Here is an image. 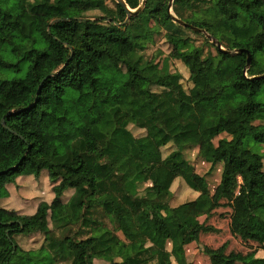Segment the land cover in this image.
Instances as JSON below:
<instances>
[{
    "label": "trees",
    "instance_id": "trees-1",
    "mask_svg": "<svg viewBox=\"0 0 264 264\" xmlns=\"http://www.w3.org/2000/svg\"><path fill=\"white\" fill-rule=\"evenodd\" d=\"M106 1L0 0V69L27 62L22 77L0 79V264H186L184 247L198 242L203 228L197 216L222 201L247 214L239 235L264 251V163L246 145V139L264 144V102L255 101L264 78H252L264 73V0L171 3L177 18L204 29L224 49H248L245 72V53L220 51L203 33L176 23L170 0H145L125 23L116 2L115 18L84 15L104 13ZM125 2L135 9L141 0ZM161 29L170 56L188 69V88L181 73L135 54ZM186 30L215 52L195 46ZM5 49L18 61L6 62ZM180 104L194 111L180 115ZM197 110L208 116L202 120ZM189 137L211 150L204 175L177 144ZM163 148L170 149L159 160L143 159ZM125 158L129 163L119 171ZM219 162L220 182L210 194L206 176ZM41 174L51 184L49 202L40 200L31 213L1 205L18 177ZM176 179L209 202L171 206ZM150 224L162 241L179 243L152 248ZM99 228L105 230L93 235ZM129 244L136 245L131 254ZM225 248L200 250L210 264H264L255 251L227 254Z\"/></svg>",
    "mask_w": 264,
    "mask_h": 264
},
{
    "label": "crops",
    "instance_id": "crops-1",
    "mask_svg": "<svg viewBox=\"0 0 264 264\" xmlns=\"http://www.w3.org/2000/svg\"><path fill=\"white\" fill-rule=\"evenodd\" d=\"M197 113L199 114V117L202 120L208 116V113L202 110H197ZM224 136L226 135L222 134L219 136V138L224 137ZM177 144L183 146L184 154L186 158L193 164L195 171L198 174L204 175L210 166V163L207 161L206 157L211 156V150L207 147V145L203 143H199L197 137L177 139ZM158 155L160 156L158 157V160H159L162 155L160 154ZM147 157H150L152 160L154 156H147ZM263 169H264V166H263ZM221 173H222V163L219 162L215 164L212 172L206 176V181H207L208 190L210 194L213 193L215 187L219 184ZM177 182L180 184V188L179 190H176V191H173L171 188L172 193L176 192V195L179 196L181 195V193L183 194L185 192L188 195H190L191 197L190 200L197 199L202 204H206L209 202V198L207 196L200 195L198 192L191 190L184 183H181V180L179 179H176V183ZM148 184L150 183L148 182ZM8 191H9V196L2 200L1 205L7 208L15 209L16 211L20 213H31L35 210L40 200H45L49 202L52 198L51 184L48 180V177L45 174H41L38 178H34L33 176H30V175L20 176L16 179L15 185H8ZM174 206H177V205H174ZM216 209L217 208L212 210L211 215L209 216H205L204 214H199L197 216V219L203 225V228L201 229L200 235H199L200 241H201V236L203 235V233H206L208 235H211L212 233L219 234L221 228L218 227L216 223L219 222L220 220L219 219L216 220L217 215H213L216 212ZM230 210L231 211H230L229 218L227 219V222L233 225L231 226V229L229 227V232L232 236H236L239 238V240H243L237 231L239 230V227L242 224V222L245 221L247 214L243 210H236V209L235 210L230 209ZM184 216H185L184 213H181V212L177 214V217L179 219H183ZM116 233L119 236V238L124 240L121 232L118 231ZM230 238H231L230 236L227 237V239H230ZM146 240L149 246H152V248L163 247L164 249H167V250H171V248L175 246L176 244H178L180 241L179 238L169 239L165 242L162 241L154 233L153 226L151 224L146 232ZM243 241L247 243L249 242V244L250 242L252 244H255L254 248L248 249V251H246L245 253L241 251H234V250L226 252V249L228 247L227 241H224L220 243L219 245L210 247V248L215 249V248L220 247L222 244L226 243L225 252L227 254L232 251L239 252L241 254H247L251 251H255L257 256L259 257L264 256V251L262 250L261 244L259 242L255 240H250V239L243 240ZM134 244L137 245L138 243H134ZM201 247L203 246L201 245V243H199V241L191 242L185 245L184 254L186 257V264H210L207 256L204 255L202 252H200ZM134 250H135L134 245L129 244L128 254H131L132 252H134ZM172 264H177V263L173 260Z\"/></svg>",
    "mask_w": 264,
    "mask_h": 264
},
{
    "label": "rangeland",
    "instance_id": "rangeland-1",
    "mask_svg": "<svg viewBox=\"0 0 264 264\" xmlns=\"http://www.w3.org/2000/svg\"><path fill=\"white\" fill-rule=\"evenodd\" d=\"M115 2H116L115 0H107L106 6H105L106 9H105L104 13L100 12L98 10H95V11H87L84 13V15L86 17H90V18H97V17L104 14L106 16L115 18L116 17ZM185 34L191 39L192 43L195 46L204 47L205 51L210 50L212 52H215L214 47L211 46L210 43H207L204 40L203 36L198 35V34H194L191 30H186ZM41 48H43V46H41ZM135 54L140 55L142 57V61L152 59V60H154V62L163 63V65L166 64L168 67V70L177 71V72L181 73V75L183 76L182 84L184 85L185 88H188L190 86V81L188 80V76H189L188 69L179 60H176L170 56L171 55V46L169 43L166 42V39L164 36V30L161 29L159 33L155 34L153 42L149 43L145 49H143L141 51H136ZM2 55H3V59L6 62H17L18 61V58L10 55L8 53L7 49H5L3 51ZM26 68H27V62L26 61L20 62V66L18 69L17 68H11L10 69V68H6V67H2L0 69V79L20 78L24 75ZM255 101L264 102V86H263L262 90L258 93V95L255 97ZM177 111L180 115H185L188 112H191L194 110L192 109V107L190 105L180 104L177 106ZM259 117H260L259 119L264 123V114L259 115ZM258 122H260V121H258ZM130 130H132L134 133H136L135 131L137 129L136 128L133 129L131 127ZM246 145L253 152L260 154L262 156L263 163H264V144L254 142L252 139H246ZM169 149L170 148H163L161 150L163 157L166 155V153H167V151H169ZM158 157H160V156L155 155L152 158V160L153 159L157 160ZM143 159L151 160V158L147 157V156H143ZM128 163H129L128 158L120 160V162L118 164V170L119 171L124 170L127 167ZM146 185H150V184L147 183ZM171 188L173 191L179 190L180 184L178 182L176 183V181H175L172 184ZM141 189H140V191H141ZM190 199H191L190 195H188L185 192L183 194L181 193V195H179V196L176 195V192H175V193H172V196L169 199V204L171 206H174V205H178L179 203H182V202L190 200ZM219 206H221V207H219ZM216 208H217L216 212L213 215H217L216 220H218V219L220 220L219 222L216 223V225L221 228L220 232H219V234L212 233L211 235L203 233V235L201 236V241L199 240V243H201L202 246L214 247V246H217L224 241H227L228 247L226 249V252L234 250V251H241V252L245 253L246 251H248V249L254 248L255 244H252L251 242L249 244V242L247 243L243 240H239L238 237L232 236L229 232V227L231 229V226L233 224H229L227 222V219L229 218V215H230V211H231L230 209H232V210L236 209L234 207V205L232 203L222 201ZM211 212L209 215H211ZM107 224L109 225L108 222H107ZM76 229H77V225L73 226L72 227V233ZM104 230H105V228L94 229L93 235H95V236L99 235ZM237 232L239 234V230ZM228 236H230L231 238L227 239ZM19 237L20 238H18V239L20 240V242H22V244L25 245L26 238H24L22 236H19ZM23 241H24V243H23ZM135 247L136 246L134 245V248ZM200 252H201V250H200ZM98 261H99L98 259H94L93 264H105L101 261L100 262H98ZM64 264H68V263H64Z\"/></svg>",
    "mask_w": 264,
    "mask_h": 264
},
{
    "label": "water",
    "instance_id": "water-1",
    "mask_svg": "<svg viewBox=\"0 0 264 264\" xmlns=\"http://www.w3.org/2000/svg\"><path fill=\"white\" fill-rule=\"evenodd\" d=\"M117 4H119L125 11L126 13V19L122 22V23H125L130 16H135L136 14L139 13V11L141 9H143L144 7V4H145V0H141L140 4L135 8V9H131L125 2V0H115ZM173 0H170L169 2V5H168V12L169 14L172 15V17L174 18V21L176 23H178L179 25L183 26V27H188L189 29H191L192 31H197V32H201L203 33L207 38L210 39V41L212 43H214L216 45V47L220 50V51H223V52H226V53H229L231 55L233 54H236V53H245L246 54V68L244 69V72L246 71V69L250 66V63H251V53L249 52L248 49L246 48H240V49H236V50H226L222 47L220 41H218L216 38L212 37L211 35H209L204 29H201L199 27H196L190 23H187L179 18H177L173 13H172V9H171V3H172ZM58 19H55L54 21H57ZM121 24V23H119ZM252 78H264V73L262 74H258V75H254ZM1 123L3 124L4 127L5 124L3 122V119L1 120Z\"/></svg>",
    "mask_w": 264,
    "mask_h": 264
}]
</instances>
